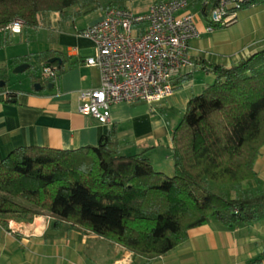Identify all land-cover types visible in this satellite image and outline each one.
Masks as SVG:
<instances>
[{"label": "trees", "instance_id": "16d2710c", "mask_svg": "<svg viewBox=\"0 0 264 264\" xmlns=\"http://www.w3.org/2000/svg\"><path fill=\"white\" fill-rule=\"evenodd\" d=\"M188 2L204 18L217 4ZM123 4L0 0V32H8L16 19L37 28L45 13L68 20L74 8L80 15ZM57 56L66 61L53 50L40 52L38 61L50 63ZM30 60L26 55L14 61ZM50 64L58 65V73L46 78L31 73L33 85L55 83L64 63ZM201 69L215 79L188 100L172 133L173 175L156 170L147 155L151 148L123 154L114 126L97 145L20 146L0 162V223L7 227L10 220L31 221L47 214L54 227L69 222L151 259L185 243L191 228L212 220L244 227L264 219V180L255 168L264 147V49L230 65L203 60ZM0 70L6 80L7 66ZM192 78L184 73L173 82ZM5 99L16 102L15 93L7 91Z\"/></svg>", "mask_w": 264, "mask_h": 264}, {"label": "crops", "instance_id": "0c3cea01", "mask_svg": "<svg viewBox=\"0 0 264 264\" xmlns=\"http://www.w3.org/2000/svg\"><path fill=\"white\" fill-rule=\"evenodd\" d=\"M101 10V14L87 22L78 21L85 14L71 12L68 20L58 13L44 14L46 25L40 19L37 28L24 25L20 33L0 32V68L8 67V84L5 80L7 86L0 90V162L20 146L75 149L97 145L114 126L123 154L151 148L147 155L156 170L174 174L172 133L186 112L188 100L211 84L215 75L195 63L184 72L192 73L193 78L179 84L173 82V94L162 102L113 104L109 124L81 113L80 92L99 87L101 71L85 63L94 54V45L80 30L101 19L105 12ZM199 26L204 30L203 20ZM203 34L208 35L209 41L205 47L191 45L194 61L200 57L201 61L230 65L264 49V38L245 42L243 37L234 39L229 33H216L214 37L208 32ZM46 50L58 52L66 59L61 57L64 71L55 83L47 88L42 84L37 90L28 74L21 85L13 84L12 70L26 62L14 60L30 55L28 63L37 68L38 54ZM199 73H204L203 82L197 79ZM7 91L15 93L16 102L5 99ZM262 152L255 168L264 180ZM188 233L185 243L150 259L92 231L72 228L69 222L61 228L54 227V218L44 214L31 221L10 220L7 227L0 223V264H264V219L244 227L212 220Z\"/></svg>", "mask_w": 264, "mask_h": 264}, {"label": "built area", "instance_id": "2783aa9c", "mask_svg": "<svg viewBox=\"0 0 264 264\" xmlns=\"http://www.w3.org/2000/svg\"><path fill=\"white\" fill-rule=\"evenodd\" d=\"M255 1L217 0L208 18L194 12L188 0L155 1L144 12L109 6L101 19L80 30L93 41L94 54L85 63L100 69L101 84L80 92L78 110L109 124L115 103L162 102L173 94L174 79L194 65L191 41L235 23L239 11ZM23 26L16 19L6 29L15 34ZM58 71V65L41 62L36 75L46 78Z\"/></svg>", "mask_w": 264, "mask_h": 264}, {"label": "rangeland", "instance_id": "374dc122", "mask_svg": "<svg viewBox=\"0 0 264 264\" xmlns=\"http://www.w3.org/2000/svg\"><path fill=\"white\" fill-rule=\"evenodd\" d=\"M111 1L112 0H100L103 7H105ZM155 1H158V0H124V4L122 7L134 10L135 12H144ZM77 10H78V8H74L71 11L75 13V11H77ZM101 13H102L101 9L95 10L93 12L82 15L81 17H79L78 21L87 22V21L93 19L94 17L98 16ZM45 14L54 15L57 13L50 12V13H45ZM44 16L45 15L42 14L40 17L42 24L45 21ZM215 31H216V33H219V34L229 33V36L230 37L232 36L234 39L243 37L242 40H244L245 42H248L249 39L251 40V39L256 38V37L264 38V0H260V1L257 0L256 2H253L249 7L243 8L242 10L239 11V19L235 23H233L229 26L218 27L217 29H215ZM8 32H10V31H8ZM215 34L214 35L210 34L209 36L214 37ZM208 38L209 37L207 34H203L200 37V39L198 38L197 40H193L191 42V45H193L195 47H205L209 41ZM197 56H200V54H198ZM196 62L201 64V62H202L201 58L195 57L194 64ZM11 73H12L11 74V80L13 81V84H15V85L17 84L19 86V85H21V83H23L25 81L28 74H29V76L31 73H34L36 75L37 68H35V66L32 65L30 68H28L27 70H25L23 72L16 73V72H14V69H13ZM203 74L204 73H201V74L199 73L198 75L196 74V76H198L197 79L200 82L204 81L203 79L205 76ZM1 75H4V73H2L0 70V78H1L0 82L5 81L4 77H1ZM5 76H6L5 79L7 80V84H8V67H7ZM1 89H2V87L0 86V90ZM174 90H175V87H174ZM152 105H155V104H152ZM262 150H263V152L262 151L261 152L264 153V147L262 148ZM133 253H135V252H133Z\"/></svg>", "mask_w": 264, "mask_h": 264}, {"label": "water", "instance_id": "95a60500", "mask_svg": "<svg viewBox=\"0 0 264 264\" xmlns=\"http://www.w3.org/2000/svg\"><path fill=\"white\" fill-rule=\"evenodd\" d=\"M50 63H54V62H59V63H63V59L61 57H53L49 60ZM28 68H30V63L28 62H24L19 64L18 66H16V68L14 69V72L18 73V72H23L25 70H27ZM5 81H1L0 82V86L5 85ZM52 84H49V86H51ZM37 90L41 89L43 87V85L39 82H37L34 86Z\"/></svg>", "mask_w": 264, "mask_h": 264}]
</instances>
